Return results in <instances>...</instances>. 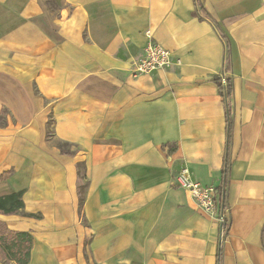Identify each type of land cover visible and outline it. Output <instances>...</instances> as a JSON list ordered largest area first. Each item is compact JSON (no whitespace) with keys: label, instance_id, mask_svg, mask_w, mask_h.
Here are the masks:
<instances>
[{"label":"crops","instance_id":"obj_1","mask_svg":"<svg viewBox=\"0 0 264 264\" xmlns=\"http://www.w3.org/2000/svg\"><path fill=\"white\" fill-rule=\"evenodd\" d=\"M146 31L181 63L133 77ZM2 110L0 197L23 206L0 221L31 233L27 264H264V0H0Z\"/></svg>","mask_w":264,"mask_h":264},{"label":"built area","instance_id":"obj_2","mask_svg":"<svg viewBox=\"0 0 264 264\" xmlns=\"http://www.w3.org/2000/svg\"><path fill=\"white\" fill-rule=\"evenodd\" d=\"M146 36L150 38L143 48V53L132 63L131 75L137 77L141 74H149L159 69H166L173 64L179 65L181 60L174 57L172 52L162 44L151 40V34L146 31ZM222 84H225L224 73L219 75ZM175 182L178 187L189 192L196 205L214 217L220 224V239L225 238V213L220 204V196L214 185H204L193 179L191 172L183 166L175 175Z\"/></svg>","mask_w":264,"mask_h":264},{"label":"trees","instance_id":"obj_3","mask_svg":"<svg viewBox=\"0 0 264 264\" xmlns=\"http://www.w3.org/2000/svg\"><path fill=\"white\" fill-rule=\"evenodd\" d=\"M214 82L218 86V89L224 99H227L231 93L232 84L229 78H225V84H222L219 76L213 78ZM5 110L0 112V125L4 123ZM61 144V143H60ZM62 146H67V143H62ZM63 153H70L67 149L61 150ZM78 170V199L79 209L82 207L84 188L86 186L84 164L83 162L77 163ZM224 174H226V167L224 168ZM224 187L225 180L222 183V187L219 188L222 200H224ZM22 192H16L9 195L0 197V212L3 214L17 213L23 206L21 199ZM27 214V213H25ZM32 215V214H27ZM263 235V247H264V224L262 227ZM32 245V235L27 231H15L7 228L5 222L0 221V261L3 264H27L30 258V249Z\"/></svg>","mask_w":264,"mask_h":264}]
</instances>
